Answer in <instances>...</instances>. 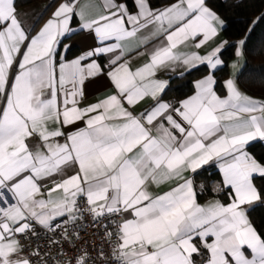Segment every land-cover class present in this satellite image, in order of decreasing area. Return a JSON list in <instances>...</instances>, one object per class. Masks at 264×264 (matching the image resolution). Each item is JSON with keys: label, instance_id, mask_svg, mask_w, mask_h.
<instances>
[{"label": "snow or ice", "instance_id": "1", "mask_svg": "<svg viewBox=\"0 0 264 264\" xmlns=\"http://www.w3.org/2000/svg\"><path fill=\"white\" fill-rule=\"evenodd\" d=\"M23 15L0 0V264H96L79 243L85 219L103 229L100 264H264L249 215L264 205V157L250 151L264 142V97L235 79L218 94L227 41L197 50L225 21L206 0H50L46 20ZM75 35L89 42L73 57ZM201 66L193 94L165 99L161 73ZM100 78L109 87L85 103ZM208 166L223 196L202 203ZM41 230L58 237L48 249Z\"/></svg>", "mask_w": 264, "mask_h": 264}, {"label": "trees", "instance_id": "2", "mask_svg": "<svg viewBox=\"0 0 264 264\" xmlns=\"http://www.w3.org/2000/svg\"><path fill=\"white\" fill-rule=\"evenodd\" d=\"M50 0H17L18 8L34 2L46 3ZM170 0H153L155 7H165ZM208 6L217 12L225 21L224 37L228 45L221 53L224 66L214 72L217 80V91L220 95L225 94L223 81L228 77L229 62L235 57L238 42L246 40L243 47L245 65L236 79L239 88L254 97H264V22L254 23L258 18H264V0H207ZM131 5V0H129ZM251 29V31H249ZM74 37V36H73ZM77 50L72 51V56L78 55ZM209 70L201 66L193 69L183 76L171 77L169 89L166 90L165 99L178 101L194 92L195 81L207 75ZM250 151L257 157H264V145L255 142L250 146ZM196 181L197 185L203 184L205 191L199 194L200 202L211 198L223 196V193H213L212 185L220 180L218 170L214 166H208ZM255 183L258 188H264V178H258ZM226 199V198H225ZM250 219L259 232L264 233V205L257 204L249 210Z\"/></svg>", "mask_w": 264, "mask_h": 264}, {"label": "crops", "instance_id": "3", "mask_svg": "<svg viewBox=\"0 0 264 264\" xmlns=\"http://www.w3.org/2000/svg\"><path fill=\"white\" fill-rule=\"evenodd\" d=\"M49 3H50V1L49 2H46V3L34 2L32 4H29V5H26V6H23V7L18 8L19 11H20V13L24 14L23 15V19L25 21V24L26 25H29V26H34L38 21H40L41 16H44V13L47 11V5ZM48 15H50V13H48ZM47 18H48L47 16H44V20H46ZM225 26H226V24H225ZM223 32H224V30H222L219 33V36L217 38H215V40L213 42H210L209 45H206L204 48L199 49L197 51L200 54H202V55H207L208 54V51L211 50L212 47L218 46V45L222 44L224 41H227V39L224 37ZM67 42L72 46V51L73 50H77L80 53V49L84 48L89 41L87 40V38H86L85 35H75L71 40H68ZM227 45H228V41H227V44L224 45L223 50L225 49V47ZM237 50H238V46H237V48L235 50V57L229 62V65H228L229 75L223 81V87L225 85V82L228 79H235L236 80L237 77L239 76L240 72L242 71L244 65H245V58H244V56L243 55L242 56H237L236 55ZM233 64L236 65L235 68H233ZM223 66H224V61H223V64L221 66H218V68L215 71H217L218 69L222 68ZM181 71H182V69H179V68L177 69L176 72L165 71V72H163V73L160 74V78L169 81V79L171 77L181 76ZM187 72H189V71H187ZM187 72H184L183 75H185ZM203 77L199 78L198 80L202 79ZM198 80H196V81H198ZM107 87H109V85H108L107 80L104 79V78H100L98 81L93 82L87 88L85 103L94 102L96 96L98 94L102 93V92H105L106 89H107ZM224 89H225V87H224ZM225 94H226V89H225ZM168 101H170V102H177V101H171V100H168ZM256 142H259V141H256ZM253 143H255V142H253ZM261 143H263V145H264V142H261ZM216 183L217 182H215L212 186H214ZM212 198L213 197L208 198V199H212ZM216 198H219V197H216ZM208 199H206V200H208ZM206 200L202 201V203L205 202ZM257 204H255V205H257Z\"/></svg>", "mask_w": 264, "mask_h": 264}, {"label": "built area", "instance_id": "4", "mask_svg": "<svg viewBox=\"0 0 264 264\" xmlns=\"http://www.w3.org/2000/svg\"><path fill=\"white\" fill-rule=\"evenodd\" d=\"M57 231H60L57 229ZM82 240L79 241V243L87 242V244L90 246L91 250H93V257L96 259V264H100V260L95 255V249L97 248L98 244L102 240V232L103 229L99 226H93L90 220L85 219L83 221V226L80 228ZM49 236L55 237L54 233H46L45 231L41 230L40 235L36 238L38 243L44 247L45 249H48V244L46 241L48 240ZM30 243V242H29ZM105 251H108L107 246H105ZM50 255L55 257L56 256V246H51V252ZM76 255V253L73 251V249L69 246H65L64 254L62 255V259L68 260L72 256Z\"/></svg>", "mask_w": 264, "mask_h": 264}]
</instances>
